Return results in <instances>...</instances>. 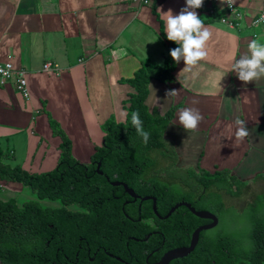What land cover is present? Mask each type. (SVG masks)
Listing matches in <instances>:
<instances>
[{
	"label": "crops",
	"instance_id": "crops-1",
	"mask_svg": "<svg viewBox=\"0 0 264 264\" xmlns=\"http://www.w3.org/2000/svg\"><path fill=\"white\" fill-rule=\"evenodd\" d=\"M185 6L186 0H0V64L10 60L25 70L29 90L24 99L12 82L0 85V147L11 156L4 162L30 174L54 169L61 139L52 133L51 117L70 139L72 156L88 164L103 142L104 122L126 121L135 90L120 80L133 77L144 59L163 65L162 12L177 15ZM235 6L242 17L234 27L196 9L212 33L206 57L191 67L183 59L175 62L170 83L151 81L146 105L161 116L177 106L164 138L174 145L181 169H225L247 181L264 173V78L245 83L229 69L252 39L264 44V25L252 26L264 0H236ZM45 62L55 64L56 72H43ZM173 90L175 95L166 96ZM184 108L199 110L197 130L179 124ZM237 118L249 131L239 143ZM24 191L18 183L0 181L3 202L21 194L33 199ZM45 201L50 200L39 203Z\"/></svg>",
	"mask_w": 264,
	"mask_h": 264
},
{
	"label": "trees",
	"instance_id": "trees-1",
	"mask_svg": "<svg viewBox=\"0 0 264 264\" xmlns=\"http://www.w3.org/2000/svg\"><path fill=\"white\" fill-rule=\"evenodd\" d=\"M222 15V11H215L211 20ZM163 37L167 43L163 65L144 59L133 77L120 80L135 90L127 101L126 121L116 123L110 118L104 122L103 142L95 147L88 164H81L72 156L70 139L51 117L48 120L52 133L61 139L60 155L51 171L30 174L19 166L11 167L4 162L10 159V154L0 147V181L18 183L40 201L47 199L61 204L51 209L28 201L19 207L14 199L0 200V264H115L102 254L90 262L96 249L110 247V232L117 231L123 221L127 223L124 227L132 226L125 217L127 209L121 210V202L113 204L121 190L112 186L113 182L126 184L138 194L157 197L160 216L186 200L196 211H208L218 218L215 228L200 233L193 252L170 264H264V173L242 181L225 169L212 174L204 170L197 173L191 167L177 170L174 145L164 138L177 106L161 116L156 111L150 112L146 105L151 81H172L175 61L170 50L178 45ZM136 111L144 130L150 133L146 144L131 124V114ZM156 165L163 169L148 171ZM243 197L245 200L238 203ZM224 199L231 204L226 206ZM72 205L81 210H69ZM234 206L241 211L234 212ZM134 214L137 238L155 230L148 223L136 222L138 217L151 218L167 231H164L165 250L187 247L193 231L207 222L184 207L160 221L149 202L141 205L139 214L135 209ZM225 218L231 224L228 229L223 227ZM238 220L243 222L237 223ZM79 237L89 244V256ZM125 243L124 239L123 247ZM146 244L129 242V247L144 248ZM138 254L143 263V249Z\"/></svg>",
	"mask_w": 264,
	"mask_h": 264
},
{
	"label": "clouds",
	"instance_id": "clouds-1",
	"mask_svg": "<svg viewBox=\"0 0 264 264\" xmlns=\"http://www.w3.org/2000/svg\"><path fill=\"white\" fill-rule=\"evenodd\" d=\"M220 3L232 8L236 0H220ZM202 6L203 0H186V6L180 10L179 14L173 15L171 9L162 12L166 37L178 45V47L170 50V56L176 63L183 59L185 67L195 66L207 55L205 45L212 33L205 27L203 20L196 12V9ZM256 22L258 24L264 22V16H261ZM229 71L235 72L239 80L245 83L264 78V44L259 43L257 39H252L248 43L247 53L236 59L231 64ZM175 94L176 91L173 90L167 92L166 96ZM202 119L199 110L194 108L181 109L178 114L179 124L186 131L197 130ZM131 124L137 135L142 138V142L146 144L150 138V133L144 130L143 121L140 119L138 111L131 114ZM235 125L236 142H243L249 136L246 123L237 118Z\"/></svg>",
	"mask_w": 264,
	"mask_h": 264
},
{
	"label": "flooded vegetation",
	"instance_id": "flooded-vegetation-1",
	"mask_svg": "<svg viewBox=\"0 0 264 264\" xmlns=\"http://www.w3.org/2000/svg\"><path fill=\"white\" fill-rule=\"evenodd\" d=\"M113 183H120V182H113ZM114 187H116V186H114ZM117 187H120L121 190L119 192H117L118 195L114 197L113 204L117 205V204H119V202H121V210L125 211V209H127L125 217H126L127 221L130 222V225H132V226L124 227L125 225H127V223L123 221L122 225L119 227V229L117 231L109 233V239L110 240L108 242L110 244V247H108V248L99 247L93 253H91L89 244L87 245V243H86V239L84 237H79L78 240L80 241V243H84V245L87 247L86 255L89 256L90 253L92 254V257L90 258V262H93L94 258L98 254H100V255L102 254V256H104L105 259L110 260L111 262H114L115 264H157L160 261L161 257L166 252L173 250V249L181 248V247H177V248L165 250L166 241L164 238L165 237L164 231L165 232H167V231L163 230L164 229L163 227L158 226L156 224V222L151 218L142 219L141 217H138L136 222L143 221L144 223H148V224H150V226L155 228V230L151 231L144 238H137L136 234H135V228H134V224H135L134 223L135 222L134 211H135V209L138 210V214H139L141 212V205L143 203H146V202H149L151 204V208H152V206H153L152 200L142 202V201H140L142 198H145V197L154 198L156 200V204L158 202V198L153 196V195L138 194L137 192H135L131 188V190L134 192V194L137 197L136 199H133L129 194H127L125 192V190L122 186H117ZM181 202L190 204L186 200H183ZM181 202H178V203H181ZM76 210H81V209L79 208ZM156 210H157V207H156ZM152 211H153V209H152ZM160 217H164V216H160ZM157 219H159V218H157ZM159 220L163 221L162 219H159ZM204 221H207V220H204ZM209 223H210V221H207L206 223H203L201 225L209 224ZM124 228H126V229H124ZM124 239L126 240V243L124 244L125 247L122 246ZM129 242H134V243H140L141 242V244H143V243H147V244L144 245L145 246L144 248H142V247H129ZM149 248H150V250H148ZM139 249H143V254H145V256L143 257V263H141V261H140L141 257L138 254ZM156 256H159V258L155 259ZM109 264H112V263H109Z\"/></svg>",
	"mask_w": 264,
	"mask_h": 264
},
{
	"label": "built area",
	"instance_id": "built-area-1",
	"mask_svg": "<svg viewBox=\"0 0 264 264\" xmlns=\"http://www.w3.org/2000/svg\"><path fill=\"white\" fill-rule=\"evenodd\" d=\"M141 4H150L153 0H135ZM207 9L211 15L215 11H222V16L218 19L222 24L234 27L236 22L241 19V13L236 10L234 5L232 8L227 7V5H221L220 0H203V6L199 10ZM264 16V6L261 12L252 21V26L258 27L264 25V22L257 23L256 21ZM57 66L51 62H45L42 71L45 73H55ZM12 82L18 93L24 99L29 98V90L26 80V72L21 68H16L10 60L6 63L0 64V85L4 86L7 83Z\"/></svg>",
	"mask_w": 264,
	"mask_h": 264
},
{
	"label": "water",
	"instance_id": "water-1",
	"mask_svg": "<svg viewBox=\"0 0 264 264\" xmlns=\"http://www.w3.org/2000/svg\"><path fill=\"white\" fill-rule=\"evenodd\" d=\"M97 170H98V168H97ZM99 174L101 175V173H99ZM111 185L116 186V187L122 186L124 188L125 192L127 194H129L133 199L137 198L136 195L134 194V192L131 189H129L126 184L111 183ZM148 200H152V202H153V206H152L153 213L159 219H162V220L168 219L172 215V213H174L178 208L185 207L196 218L201 219V220L210 221L209 224L200 225L193 231L191 238H190L189 245L187 247L177 248V249H173V250L166 252L161 257L160 261L157 264H170L171 261L185 258L191 252H193V250H194V248L198 242L200 233L204 232V231L211 230L218 225V218L214 214H212L211 212H208V211H196L193 207H191L190 204L184 203V202L175 204L164 217H160L159 214L157 213V210H156V200L154 198L145 197V198H142L140 201L144 202V201H148Z\"/></svg>",
	"mask_w": 264,
	"mask_h": 264
},
{
	"label": "rangeland",
	"instance_id": "rangeland-1",
	"mask_svg": "<svg viewBox=\"0 0 264 264\" xmlns=\"http://www.w3.org/2000/svg\"><path fill=\"white\" fill-rule=\"evenodd\" d=\"M19 158H20V156H19ZM19 158L16 160V162H19L20 161ZM16 162H13V164H10V165L15 166V163ZM175 168H177V170H180V167L178 165V161H177V163L175 165ZM156 169L157 170L163 169V167L161 165L160 166H158V165L151 166V168H149L148 171H152V170H156ZM196 172L199 173V169ZM24 188L26 190V191H24V192H26V196L27 197L28 196H31V197H33V199H30V198L29 199H25V197H24L25 195L24 194H21L20 197L15 198L19 206H21L23 203L28 202V201H37L36 196L33 193H31V191L28 188H26V187H24ZM255 191H257V190H255ZM253 193H259V192H253ZM244 200H245V197L241 198V201L238 202V203H241ZM37 202H40V201H37ZM224 203H225L226 206H229V204H231L228 201H226L225 199H224ZM233 203L234 202H232V204ZM39 204L42 207H44V208H51V209L58 208V207L61 206L60 202H58V201H45V202H41ZM68 209L69 210H76V209H79V207H77L76 205H72V206H69ZM233 209H234V212H236V213H238V212L241 211V208L238 207V206H236V207L234 206ZM241 222H243V221H241V220H238L237 221V223H241ZM230 226H231V224L229 223V219L225 218L223 220V227L226 228V229H228V228H230Z\"/></svg>",
	"mask_w": 264,
	"mask_h": 264
}]
</instances>
